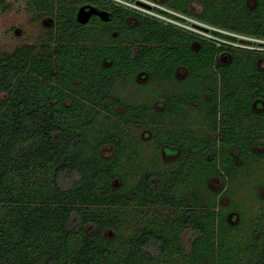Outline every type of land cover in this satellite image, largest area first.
<instances>
[{
    "label": "trees",
    "instance_id": "obj_1",
    "mask_svg": "<svg viewBox=\"0 0 264 264\" xmlns=\"http://www.w3.org/2000/svg\"><path fill=\"white\" fill-rule=\"evenodd\" d=\"M193 1L202 6L200 19L264 38V0L252 11L248 0L166 4L188 13ZM87 2L112 12V22L80 25L76 13ZM31 5L55 16L57 44L42 46L38 56L31 45L0 50V264H264V207L245 246L242 233L228 226L229 208L218 205L216 193L208 197L207 188L213 177L236 178L264 162V71L257 66L264 55L229 50L231 64L206 79L223 50L156 19L110 0ZM7 9L0 0V13ZM194 41L201 45L195 51ZM178 65L191 69L185 96L165 95L161 112L152 103L119 110L122 83L142 71L150 82L174 79ZM193 84L201 90L191 96ZM210 92L205 103L202 95ZM194 101L208 137L185 124L184 108ZM149 124L156 128L154 152L162 146L177 155L164 168L143 159V145L127 138L129 126ZM107 145L115 153L109 160L100 153ZM42 173L50 180L41 182ZM118 177L124 184L115 189ZM149 207L171 215H158L163 224L142 225ZM108 229L115 237L105 236ZM184 231L194 235L190 255Z\"/></svg>",
    "mask_w": 264,
    "mask_h": 264
},
{
    "label": "rangeland",
    "instance_id": "obj_2",
    "mask_svg": "<svg viewBox=\"0 0 264 264\" xmlns=\"http://www.w3.org/2000/svg\"><path fill=\"white\" fill-rule=\"evenodd\" d=\"M6 2L8 9L0 13V50L3 53H12L20 47L31 45L38 48L35 53L38 56L41 53L40 49L42 46L50 44L54 47L56 46L55 35L57 25L48 26V22L53 21L54 23L55 16L46 12L43 13L37 11V9L31 5V0H6ZM130 2H134V0ZM201 10L202 8H199L197 5L195 6V11L191 12L197 16ZM52 38L53 40H51ZM227 58H224V61ZM185 76L186 72L184 73L183 71V73L179 75L178 81H181ZM139 81L122 83L120 85V90L116 91L120 100L124 103L122 107L119 108L121 112L125 111V106L127 105L141 103H152L153 111L161 112L166 108L164 102L165 95L172 94L177 98L185 96L186 93H184V91L186 90V86L190 85L177 82H165L163 80H158L156 82H145V80ZM190 89L191 91H189V95L192 96L201 90V86L199 87L197 84H193L190 86ZM202 99L205 102L206 97L204 94L202 95ZM193 105L195 107L188 106L184 108L185 114L188 117L185 124L192 125L195 129L196 136L200 138H203L204 136L208 137V135L210 136L211 130L205 124L204 115L198 108H196L197 102L194 101ZM164 120L169 123L168 119ZM154 127L155 126L152 124L129 126L128 132L130 135L127 136V138L133 140L139 147V143L143 145V159L146 161L154 158L156 162L160 161L161 166L170 165L176 160V157L167 155L162 146L159 147V150L156 151V153L153 150L155 142L157 141V134L155 136L153 133L154 129H156ZM159 127L160 129L161 127H164L162 129L166 128L169 132L172 131V128L169 126ZM179 127L181 126L179 125ZM188 129L193 130L191 127ZM171 147L174 148L176 146ZM259 150L260 146L257 151ZM100 153L107 160L112 159L115 154L114 150L109 145L103 147ZM237 163L239 164V160ZM123 170L128 173V166L124 167ZM50 178L51 175L47 173H42L39 177L41 182H47ZM154 179L158 186V184L161 183V180L158 178L156 179V177H154ZM133 181L131 179L130 183ZM123 184V180L118 177L113 181V188L118 189L122 187ZM207 188L210 190L208 197L212 198L214 197L213 194L216 193L219 196L218 205L224 207V209L229 208V213L226 219L228 226L234 228V233L238 234V237L242 233L245 246L248 242L251 243L253 229L256 230L260 225L261 222L259 221L264 207V162L257 163L249 170H245L241 174H238L236 178L227 177L223 179L219 176L213 177L207 183ZM158 215H161V217H168L171 215V210L160 209L157 207L145 208L140 222L142 225L147 223L157 225L163 224V221ZM243 217L248 219H246L247 222H242ZM135 219L136 216H133L128 218V221L132 222ZM129 224L130 223L128 222V225ZM105 236L113 238L115 237V233L113 230L108 229L105 232ZM256 236L258 237L259 234L257 233ZM181 238L183 246L188 251L186 254L190 255L194 235L190 231H184L181 234Z\"/></svg>",
    "mask_w": 264,
    "mask_h": 264
},
{
    "label": "flooded vegetation",
    "instance_id": "obj_3",
    "mask_svg": "<svg viewBox=\"0 0 264 264\" xmlns=\"http://www.w3.org/2000/svg\"><path fill=\"white\" fill-rule=\"evenodd\" d=\"M110 1H112L116 5H120V6L124 7V8L132 11L135 14L156 19V20H158V21H160V22H162V23H164L166 25H169V26H171L173 28L181 30L184 33L190 34V35L194 36L195 38H197L199 40L205 41V42H207V43H209L211 45L216 46L219 49H222L223 51H221L217 55L213 70H206L205 71L204 77L206 79H208V78L210 79V77L214 73H219L220 72V68H224L225 66L231 64L232 59H231V55L228 52L229 50H239V51H243V52H246V53L254 52V53H257V54H263L264 55V43H261L259 41V40H264V38H260V37H257V36H252V35L244 34V33H241V32H237V31L228 29V28H226L224 26L215 25V24H212V23H209L207 21H204V20L200 19L199 17H197L196 15L192 14V12H191V11H195V6H197V5L199 6V8H202V6L197 4V2H195V1L190 2L191 5L189 7V12L188 13H184V12L178 11L175 8L168 6L166 4L168 0H162V1H160V0H145V1L150 2V4L144 2V0H134V2H130L132 0H110ZM247 5H248V9L250 11L255 10V8L257 6V1L256 0H248L247 1ZM82 6H94V7H96L97 9H99L101 11H106L109 14L108 15V20H104L99 15H93L90 18V21L87 24H81L77 20V22L80 25H82V26H88V25H91L93 23H111L112 20H113V16H112L113 13L110 12V11H107L106 9L103 8V6H101V5L97 4V3H91V2L84 3V4L79 6L78 10ZM135 6H141V7L145 8V9H147L148 11L157 13V15H160V16L164 17L165 19L159 18V17H155V16H153L151 14H148V13L141 12L137 8H135ZM191 9H193V10H191ZM78 10H77V12H78ZM76 19H77V13H76ZM136 21L137 20L135 18H130L128 20V23L132 24L133 22H136ZM194 21H199V22L208 24V25L213 26V27H215V28H217V29H219L221 31H224V32L227 31V32H230V33H233V34H237V35H240V36L251 37V38L256 40V42L255 41L253 42V45H255L256 48H262V50H258L256 48L255 49H248V48H245L246 46L245 47H233V46H228L226 44H216V43H214L212 41H208L206 39H203V38L197 36L196 33L194 32V30H191L190 28H187V26L188 27H193L195 25ZM46 24H47V22H46ZM52 25H57L56 19H54V23H53V21L48 22V26H52ZM233 40H235V39L233 38ZM240 41L244 45H251V44L248 43L249 41H247V40L239 39V42ZM200 46L201 45L198 42L194 41L192 43V45H191V48H192L193 51H195L197 49H200ZM224 58H227V59L224 61ZM257 66H258V68L260 70L264 71V57L260 58V60L257 62ZM183 71H184V73L186 72V76L183 77V79L181 81H178V77H179L180 74L183 73ZM139 80L140 81L141 80H145V82H150V77L148 76V74L146 72L142 71V72H139L137 74V76L135 77L134 81H139ZM158 80H163L165 82L168 81V82H172V83H176L177 82V83H184V84L186 83V84H188V83L192 82L191 81V69L187 65H178L175 68V70H174V79L160 78ZM158 80H155L154 82H156ZM204 96L206 97L205 102H207V103L210 102L212 100V97H213L211 92H210L209 96H207L205 94H204ZM263 108H264V106H263ZM263 108H261V111H263ZM259 109L260 108L258 107V103L254 102L253 103V110H255L256 112H260ZM259 146H260V144H258L255 149L258 150ZM260 149H261V146H260ZM164 151H165V149H164ZM168 153H167V155L174 156V157L177 158V155H174L172 153L168 154Z\"/></svg>",
    "mask_w": 264,
    "mask_h": 264
},
{
    "label": "built area",
    "instance_id": "obj_4",
    "mask_svg": "<svg viewBox=\"0 0 264 264\" xmlns=\"http://www.w3.org/2000/svg\"><path fill=\"white\" fill-rule=\"evenodd\" d=\"M144 2L150 4V2L145 1ZM131 6V5H130ZM135 8H137L139 11L144 12V13H148L151 14L155 17H159V18H163L164 17L157 15V13L148 11L147 9L141 7V6H135ZM167 20V19H166ZM195 25L193 27H188L191 30H194V32L196 33L197 36L206 39L208 41H212L216 44H226L228 46H233V47H245L248 49H255V45H253V42L256 40L251 38V37H245V36H240L237 34H233L227 31H221L213 26H210L208 24L199 22V21H194ZM186 27V26H185ZM233 38L235 40H233ZM239 39H244L249 41L248 43L251 45H244L241 41L239 42ZM261 43H264V40H259ZM258 50H262V48H256Z\"/></svg>",
    "mask_w": 264,
    "mask_h": 264
},
{
    "label": "water",
    "instance_id": "obj_5",
    "mask_svg": "<svg viewBox=\"0 0 264 264\" xmlns=\"http://www.w3.org/2000/svg\"><path fill=\"white\" fill-rule=\"evenodd\" d=\"M93 15H99L104 20H108V13L101 11L94 6H82L77 12V20L81 24H87Z\"/></svg>",
    "mask_w": 264,
    "mask_h": 264
}]
</instances>
